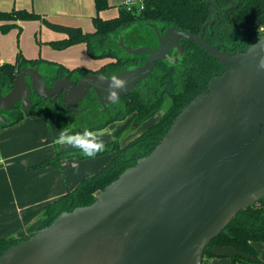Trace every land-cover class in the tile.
<instances>
[{"label":"water","instance_id":"1","mask_svg":"<svg viewBox=\"0 0 264 264\" xmlns=\"http://www.w3.org/2000/svg\"><path fill=\"white\" fill-rule=\"evenodd\" d=\"M229 8L208 1L213 19L199 34L175 26L164 32L153 22L158 46L134 47L122 36L119 46L143 64L116 75L126 79L119 100L146 82L161 60L178 63L182 39L202 46L225 69L183 106L154 150L138 159L96 194L93 203L58 215L50 225L6 249L0 264H202L207 246L243 210L264 200V36L245 51L229 52L204 38L205 28ZM110 76L89 72L46 82L39 67L25 66L4 93L0 110L24 109L31 93L44 98L63 93L70 111L93 90L104 109ZM28 105H27V104ZM12 119L0 115L1 124ZM213 256L255 260L230 245H215Z\"/></svg>","mask_w":264,"mask_h":264},{"label":"trees","instance_id":"2","mask_svg":"<svg viewBox=\"0 0 264 264\" xmlns=\"http://www.w3.org/2000/svg\"><path fill=\"white\" fill-rule=\"evenodd\" d=\"M208 1L214 2L220 8H229L232 5L230 0H146L143 9L137 6L132 9L121 6L117 16L104 18L100 13L111 8L112 5L109 0H95L97 14L93 17L94 30L92 31H86L80 26L51 21L45 14L35 10L13 7L10 10H0V22H2L0 30L4 33L12 29L21 30L22 22L39 21L44 26L65 35L63 39L50 41L53 47L65 49L85 43L91 57L112 59L99 71H110L115 74L130 66L143 64L147 57V54L132 56L126 52L125 57L119 54V49L122 47L114 45L115 35L119 31H125L134 23L153 22L158 24L163 32L175 26L181 30L199 34L203 25L213 19ZM235 1L238 3L237 7L226 13H218V19L205 28L204 38L221 50L237 53L245 51L264 36V0ZM154 35L157 38L156 33ZM181 42L185 52L178 63L168 60L159 61L146 82L138 84L133 92L125 94L120 100V105L113 104L114 113L108 110V115L100 125L88 128L103 129L110 123L122 121L132 115L116 138L105 143L106 150L97 155L113 154L111 159L95 173L84 177L75 187L48 204L45 219L40 228L50 225L64 211L93 203L96 194L116 180L128 167L135 165L138 159L154 150L169 131L183 106L206 89L212 77L225 69L202 46L186 39H182ZM43 61L46 60L41 57L27 58L20 51L15 62L0 64V87L8 92L23 67H36ZM49 63L53 62L49 61ZM58 65L60 76L67 73L81 75L94 72L85 67L69 69L62 64ZM166 103H168L167 110L161 118L126 144H121L120 138L127 129L134 130L135 128L132 127L141 126L161 111ZM31 113H44L50 116L51 110H25L13 118L9 124H1V126L15 124ZM83 129L85 128L72 131L79 132ZM68 158L87 159L78 149L71 148L57 151L52 159L37 164L34 168L47 165L61 166L62 161ZM28 237L0 239V257L6 249ZM257 241H264V200L241 211L233 219L230 225L207 246L202 264H210V257L213 256L212 248L217 244L233 246L255 259L232 258L236 262L264 264L258 255L255 245Z\"/></svg>","mask_w":264,"mask_h":264},{"label":"crops","instance_id":"3","mask_svg":"<svg viewBox=\"0 0 264 264\" xmlns=\"http://www.w3.org/2000/svg\"><path fill=\"white\" fill-rule=\"evenodd\" d=\"M109 1L111 4L119 3L120 8L125 6L126 0ZM13 7L35 10L45 14L51 21L80 26L86 31L94 30L93 17L97 14L95 0H0V10H10ZM109 9L102 11L100 15L112 18L119 14V9ZM24 23L30 25L29 21L22 22ZM46 29L42 27L43 43L47 46H42V55L39 56L46 61L62 64L69 69L85 67L95 72L112 60L91 57L85 43L56 49L50 41L63 39L65 35ZM13 30L6 33L0 30V64L15 62L19 54L20 48L14 42ZM153 38L156 39L155 36ZM7 42L9 45L4 48ZM45 53L47 56L43 57ZM24 56L29 58L25 54ZM57 70L41 73L46 76ZM121 122L116 121L104 127L108 129L110 125L119 126H113L110 134L103 137L105 143L116 138L124 127L120 126ZM59 126L64 128L60 123ZM59 131L55 130V124L44 113H31L8 126H1L0 123V239L24 238L36 232L45 219L48 204L75 187L84 177L95 173L113 156L104 154L94 159L68 158L62 161L61 166L34 168L37 164L52 159L57 151L71 149L57 143ZM226 259L228 260H217L216 263L231 264L233 261Z\"/></svg>","mask_w":264,"mask_h":264},{"label":"rangeland","instance_id":"4","mask_svg":"<svg viewBox=\"0 0 264 264\" xmlns=\"http://www.w3.org/2000/svg\"><path fill=\"white\" fill-rule=\"evenodd\" d=\"M127 1V0H126ZM125 1V3H126ZM137 2L138 4V0H134ZM112 7L109 9H119V3L117 4H111ZM126 6V5H125ZM118 12V11H117ZM30 25H25L22 24V29H12L14 31V36H15V43L18 45V47L20 48L18 52H23L26 56H28L29 58H37L40 55H42V46H47L46 43H43V39H44V34H43V28H47L46 26H44L42 23L38 22V21H29ZM38 22V23H37ZM48 30V28L46 29ZM51 30V29H50ZM154 30L153 28H151L150 26L147 25L146 23H134L130 26H128L125 31L123 32H118L115 36H116V41L114 42L115 47H119V41L120 38L123 36L124 38H126V43L129 45H132L134 47H138V46H149L152 48H156L158 46V39H154L153 37L154 35ZM121 34V36H120ZM9 41V40H7ZM7 44L9 45V43H5V45L3 46L4 48H6ZM120 52L119 54L124 55V57L126 56V51L122 48L119 49ZM28 53H32L33 55H29ZM47 53L43 54V57H46ZM52 62V61H51ZM43 64H39L36 67H39L40 72L49 70V71H53V70H57L59 68V65L56 63H49V61H43ZM131 67V66H130ZM169 103V102H168ZM168 103L165 104V106L163 107V109L161 111H159L155 116H153L151 119H149L147 122H145L144 124H142L141 126H135L132 127L134 130H130L127 129L122 137L120 138V142L122 145L126 144L127 141H129L130 139H132L135 135L138 136L140 133H142L145 129H147L149 124H153L155 123L159 118H161V116L165 113V111L167 110V106ZM91 107H90V112H84L79 114L77 120L75 121V125L76 127H82V126H87L89 124L93 125V126H97L100 125L101 122H103L106 118V116L108 115L106 112H104L105 110L103 105L98 102V103H90ZM118 105L121 104L120 100L118 103H116ZM51 110V115H46L48 119H50V122H53L55 124V130L59 131L60 129H62V127L59 126V123L61 124V126L66 127L69 125V122L71 120V116L69 113L60 110V112H56L55 110ZM108 110L111 113H114V107L110 106L108 107ZM65 112V113H63ZM104 112V113H103ZM59 115H62L61 118L59 117ZM132 117V115L127 116L124 120H122V122L120 123V126H126L130 120V118ZM63 118V119H62ZM85 118L87 119V124L85 123ZM74 121V120H72ZM89 122V123H88ZM115 128L119 127L118 125H113ZM112 125H110V127L108 128L109 131L112 130L113 128ZM123 127V128H124ZM60 128V129H59ZM72 128V127H71ZM122 128V129H123ZM74 129V128H72ZM121 129V130H122ZM120 130V131H121ZM116 136V135H115ZM114 136V137H115ZM106 137V136H104ZM257 248H258V255L259 257L264 261V241H257L256 242ZM226 258H229V260H233L230 257H219V256H212L210 257V262L211 264H221V263H216L217 260H228ZM234 262L236 261H231V264H234ZM245 264L241 261H237L235 264Z\"/></svg>","mask_w":264,"mask_h":264},{"label":"clouds","instance_id":"5","mask_svg":"<svg viewBox=\"0 0 264 264\" xmlns=\"http://www.w3.org/2000/svg\"><path fill=\"white\" fill-rule=\"evenodd\" d=\"M258 68L264 70V56L260 58ZM128 83L126 79L113 74L108 80L107 97L109 102H118L120 93L127 89ZM107 134H110L107 128L98 130L85 128L83 131L73 132L71 126L68 125L59 131L57 143L78 149L84 157L94 159L99 153L106 150L107 145L103 137Z\"/></svg>","mask_w":264,"mask_h":264},{"label":"flooded vegetation","instance_id":"6","mask_svg":"<svg viewBox=\"0 0 264 264\" xmlns=\"http://www.w3.org/2000/svg\"><path fill=\"white\" fill-rule=\"evenodd\" d=\"M98 72H104V73L108 74L110 77L113 75V73H111L110 71L109 72L108 71H98ZM98 72H95V73H98ZM84 74L74 75V74H68L67 73V74H63V76H60V72H59V70H57L53 74L46 75L45 79H46L47 84L49 86H52L54 84L56 78L69 75L70 78L79 79ZM115 74H117V73H115ZM4 93H7L5 89H4ZM31 97H32V100L30 101L29 104L34 109H52L58 113L60 112V110H62V111L69 113L71 116V120L69 122V125L76 130L81 129V128L94 127L93 125L89 124L87 126H82V127L77 128L75 125V121L77 120L79 114L84 113V112H87V113L90 112V107H91L90 103H98L99 102L101 105V102H100L98 95L93 90H90L87 97L82 102H80L79 104L76 105V108L84 110L83 112H79V113H74L68 109L67 104L64 100L63 93H61L60 95L53 96L52 98H44V97L38 96L34 93H31ZM24 105H25V103H23V102H17L15 105V108H13L12 110H0V115H4L9 119H13L17 115H19L20 113H22L26 110V109H24ZM110 106H113V105H108L106 109H103V110H105L104 112L107 113L108 107H110ZM65 112H63V113H65ZM61 116L62 115H59L60 118H61ZM72 120H74V121H72ZM85 123L87 124L86 118H85Z\"/></svg>","mask_w":264,"mask_h":264},{"label":"built area","instance_id":"7","mask_svg":"<svg viewBox=\"0 0 264 264\" xmlns=\"http://www.w3.org/2000/svg\"><path fill=\"white\" fill-rule=\"evenodd\" d=\"M145 1L146 0H138V4L134 0H127L125 5L128 9H132L135 6H137L139 9H143L145 7Z\"/></svg>","mask_w":264,"mask_h":264}]
</instances>
